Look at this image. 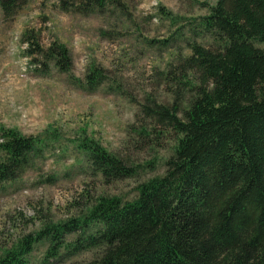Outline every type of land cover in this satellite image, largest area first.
<instances>
[{"label":"trees","instance_id":"1","mask_svg":"<svg viewBox=\"0 0 264 264\" xmlns=\"http://www.w3.org/2000/svg\"><path fill=\"white\" fill-rule=\"evenodd\" d=\"M15 1L0 0L5 15ZM58 2L82 12L107 3L123 8L120 0ZM158 11L172 25L183 18L161 5ZM189 32L175 33L183 44L152 71L167 101L147 93L128 125L137 148L153 151L161 138L172 140L163 172L138 183L129 199L85 193L80 213L43 220L39 230L0 250V264H28L41 240L49 243L46 256L89 253L71 264H264V0H215L192 19ZM175 36L165 39L167 51ZM21 41L41 69L71 71L64 44L43 46L27 29ZM104 78L93 65L83 82L94 88ZM0 139V184L14 182L45 141L13 128H1ZM78 148L105 181L137 173L130 157L92 138L83 137Z\"/></svg>","mask_w":264,"mask_h":264},{"label":"rangeland","instance_id":"2","mask_svg":"<svg viewBox=\"0 0 264 264\" xmlns=\"http://www.w3.org/2000/svg\"><path fill=\"white\" fill-rule=\"evenodd\" d=\"M120 1L123 8L107 3L85 12L62 9L58 0H16L9 15L0 6V129L45 141L17 180L0 184V250L39 230L43 220L57 222L80 213L85 193L129 199L138 183L164 170L172 140L161 138L153 151L137 148L128 125L147 93L167 101L152 81V71L163 68L169 53L183 44L175 33L190 35L192 19L206 14L215 0ZM159 5L183 18L170 24L160 16ZM26 29L43 46L64 44L71 71L53 66L46 71L34 63L21 41ZM170 35L175 36L174 48L167 51L164 43ZM200 38L207 43L206 36ZM93 65L102 68L105 78L91 88L83 81ZM83 137L130 157L136 175L105 181L78 148ZM48 247L45 240L36 242L27 254L28 264H71L89 257L65 249L56 257L46 256Z\"/></svg>","mask_w":264,"mask_h":264}]
</instances>
